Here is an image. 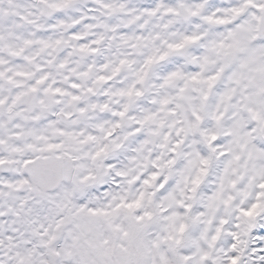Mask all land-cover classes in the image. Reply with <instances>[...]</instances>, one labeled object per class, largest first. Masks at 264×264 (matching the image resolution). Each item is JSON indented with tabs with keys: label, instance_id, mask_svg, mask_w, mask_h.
<instances>
[{
	"label": "snow or ice",
	"instance_id": "6c2138e0",
	"mask_svg": "<svg viewBox=\"0 0 264 264\" xmlns=\"http://www.w3.org/2000/svg\"><path fill=\"white\" fill-rule=\"evenodd\" d=\"M0 264H264V0H0Z\"/></svg>",
	"mask_w": 264,
	"mask_h": 264
}]
</instances>
